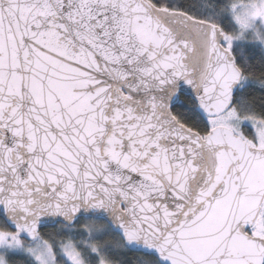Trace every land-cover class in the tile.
<instances>
[{"label":"snow or ice","instance_id":"obj_1","mask_svg":"<svg viewBox=\"0 0 264 264\" xmlns=\"http://www.w3.org/2000/svg\"><path fill=\"white\" fill-rule=\"evenodd\" d=\"M0 264H264V0H0Z\"/></svg>","mask_w":264,"mask_h":264}]
</instances>
